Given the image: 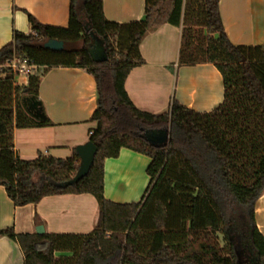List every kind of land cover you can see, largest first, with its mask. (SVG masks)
Instances as JSON below:
<instances>
[{"label": "trees", "instance_id": "trees-1", "mask_svg": "<svg viewBox=\"0 0 264 264\" xmlns=\"http://www.w3.org/2000/svg\"><path fill=\"white\" fill-rule=\"evenodd\" d=\"M28 21L31 32L14 31L0 50V185L17 207L49 196L89 194L99 204V217L89 234L0 231L20 245L24 264H238L239 225L255 264H264V236L255 220L264 194V45L230 41L220 0H146L145 17L131 23L108 20L103 0H71L67 27L43 24L29 13ZM165 24L182 27L179 65L210 63L221 73L224 101L213 111L197 112L174 99L166 112L153 114L129 97L127 78L145 64L141 43ZM51 41L69 49L49 48ZM97 45L101 57L94 56ZM15 58L39 67L27 86L17 85L9 67ZM57 68L85 70L98 90L89 138L98 152L89 174L69 186L61 184L78 172L77 149L65 159L40 154L24 160L14 143L15 128L53 125L48 117L28 116L20 99L39 96L42 77ZM160 132L169 140L150 143L148 136ZM122 149L151 159L140 202L105 197V161Z\"/></svg>", "mask_w": 264, "mask_h": 264}, {"label": "crops", "instance_id": "crops-1", "mask_svg": "<svg viewBox=\"0 0 264 264\" xmlns=\"http://www.w3.org/2000/svg\"><path fill=\"white\" fill-rule=\"evenodd\" d=\"M70 4L71 0H0V50L13 40L14 31L31 32L28 13L43 24L67 27ZM103 8L108 20L131 23L145 17L146 0H103ZM220 14L233 44L264 45V0H220ZM181 43L182 27L170 24L160 26L141 43L145 64L134 68L126 81L127 93L140 110L160 114L176 99L205 113L224 101L223 78L215 65H179ZM16 83L27 86L29 78L17 76ZM39 97L53 125L15 128L17 154L24 160L40 154L71 157L78 146L89 142L90 130L96 127L90 121L98 105L94 77L79 68L50 70L42 77ZM150 162L149 157L130 149H122L118 158L107 159L105 197L120 204L140 202L150 183L146 172ZM143 171L146 178L141 186L138 177ZM132 188L138 192L136 200H131ZM98 217L99 204L89 194L49 196L38 204L17 207L0 185V231L13 228L17 234H34L43 226L49 234H89L96 228ZM255 220L264 236V194L256 202ZM24 263L20 245L0 236V264Z\"/></svg>", "mask_w": 264, "mask_h": 264}, {"label": "water", "instance_id": "water-1", "mask_svg": "<svg viewBox=\"0 0 264 264\" xmlns=\"http://www.w3.org/2000/svg\"><path fill=\"white\" fill-rule=\"evenodd\" d=\"M49 48L56 50H66L69 49V45L61 43L58 41H51L48 45ZM20 104L25 110L26 114L32 119L37 121H45L47 119V110L43 100L39 96L25 94L20 99ZM150 143L154 145H161L169 140V134L165 132H160L154 135L148 136ZM77 152L80 157V166L76 176L68 181L67 183L61 184V186L73 185L85 178L94 163L95 156L98 152V148L92 142H88L84 145L77 147ZM38 234H45V229L43 226L37 228Z\"/></svg>", "mask_w": 264, "mask_h": 264}, {"label": "rangeland", "instance_id": "rangeland-1", "mask_svg": "<svg viewBox=\"0 0 264 264\" xmlns=\"http://www.w3.org/2000/svg\"><path fill=\"white\" fill-rule=\"evenodd\" d=\"M102 46L101 45H97L95 47V49L93 50L94 52V56L95 57H101L103 54V50H102ZM146 178V173L145 171H143V175H141L140 177H138V184L143 186L144 184V180ZM140 186V187H141ZM131 200H136V196L138 195V192L132 188L131 190ZM237 240L239 245L241 246V248L239 247L238 251H239V262L238 264H255V253L253 252L252 248H251V244H250V240L249 237L247 235V232L242 229V227L237 228ZM219 240L221 243V246L224 247L225 246V241H224V236L223 234L219 233ZM248 247V248H247Z\"/></svg>", "mask_w": 264, "mask_h": 264}, {"label": "built area", "instance_id": "built-area-1", "mask_svg": "<svg viewBox=\"0 0 264 264\" xmlns=\"http://www.w3.org/2000/svg\"><path fill=\"white\" fill-rule=\"evenodd\" d=\"M9 67L17 76L31 77L37 74L39 67L29 59L15 58L9 63Z\"/></svg>", "mask_w": 264, "mask_h": 264}]
</instances>
